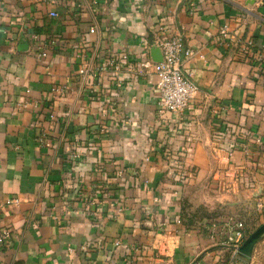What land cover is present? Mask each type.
Returning a JSON list of instances; mask_svg holds the SVG:
<instances>
[{
  "label": "crops",
  "instance_id": "0c3cea01",
  "mask_svg": "<svg viewBox=\"0 0 264 264\" xmlns=\"http://www.w3.org/2000/svg\"><path fill=\"white\" fill-rule=\"evenodd\" d=\"M177 33L198 87L180 116L138 71ZM11 198L0 264H264V234L250 259L228 242L229 221L264 218V0H0Z\"/></svg>",
  "mask_w": 264,
  "mask_h": 264
},
{
  "label": "built area",
  "instance_id": "2783aa9c",
  "mask_svg": "<svg viewBox=\"0 0 264 264\" xmlns=\"http://www.w3.org/2000/svg\"><path fill=\"white\" fill-rule=\"evenodd\" d=\"M52 16H57V13L52 11ZM96 28H91V32H95ZM164 32V28L160 29ZM222 33L226 34L227 30L224 28ZM37 40V36H34ZM152 45L157 43L163 55V60L156 62L151 57V44L145 42V48L141 53V60L139 63L140 72H150L156 75V88L159 92V104L163 111L170 112L174 115L180 116L186 110L190 109L193 100L198 92V87L191 80V78L185 73V62L194 54L192 48L188 47L185 42L183 34L177 33L166 37H156ZM42 57L47 56V52H42ZM116 58L109 59L106 62V66H117L119 63ZM122 61H127L126 57H123ZM90 67L84 65L80 74L86 77L91 71ZM263 144L262 142H260ZM18 198L7 199L5 202H0L2 205H16L18 204ZM177 222L182 223V218H178ZM229 234L228 242L233 245L235 252L244 243L247 238V229L244 221L231 220L228 223ZM11 237L9 230L0 229V244L5 243ZM56 264V263H54Z\"/></svg>",
  "mask_w": 264,
  "mask_h": 264
},
{
  "label": "water",
  "instance_id": "95a60500",
  "mask_svg": "<svg viewBox=\"0 0 264 264\" xmlns=\"http://www.w3.org/2000/svg\"><path fill=\"white\" fill-rule=\"evenodd\" d=\"M152 46H153L151 48L152 59L156 62L162 61L163 55L160 46L157 43H154ZM28 47H29V43L27 41H23L20 45L21 50H27ZM263 234H264V224H262L255 232L248 235L244 243L238 248L236 254L240 257L250 259L256 243ZM247 249H249V251L246 253Z\"/></svg>",
  "mask_w": 264,
  "mask_h": 264
},
{
  "label": "trees",
  "instance_id": "16d2710c",
  "mask_svg": "<svg viewBox=\"0 0 264 264\" xmlns=\"http://www.w3.org/2000/svg\"><path fill=\"white\" fill-rule=\"evenodd\" d=\"M181 218L184 220L185 218H186V216H185V214H183L182 216H181ZM242 221H244V223H245V225H246V229H247V231H246V233H247V236L249 235V234H251L252 233V231L253 230H255L257 227L255 226L256 224H250V222L248 221V219H246V218H240ZM255 223V222H254ZM229 256V255H228ZM227 258V257H226ZM229 261V260H228Z\"/></svg>",
  "mask_w": 264,
  "mask_h": 264
},
{
  "label": "rangeland",
  "instance_id": "374dc122",
  "mask_svg": "<svg viewBox=\"0 0 264 264\" xmlns=\"http://www.w3.org/2000/svg\"><path fill=\"white\" fill-rule=\"evenodd\" d=\"M262 224H264V218L262 219V221L260 220V222H259V218H258V220H256V225H255L257 228L255 230H253L252 233L255 232Z\"/></svg>",
  "mask_w": 264,
  "mask_h": 264
},
{
  "label": "bare ground",
  "instance_id": "6f19581e",
  "mask_svg": "<svg viewBox=\"0 0 264 264\" xmlns=\"http://www.w3.org/2000/svg\"><path fill=\"white\" fill-rule=\"evenodd\" d=\"M249 251V249H247L246 253Z\"/></svg>",
  "mask_w": 264,
  "mask_h": 264
}]
</instances>
